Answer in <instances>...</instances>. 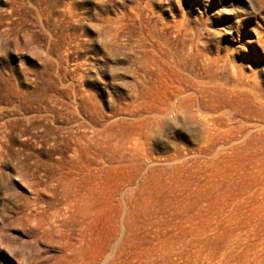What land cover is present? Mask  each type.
Wrapping results in <instances>:
<instances>
[{"label": "rangeland", "instance_id": "obj_1", "mask_svg": "<svg viewBox=\"0 0 264 264\" xmlns=\"http://www.w3.org/2000/svg\"><path fill=\"white\" fill-rule=\"evenodd\" d=\"M0 264H264V0H0Z\"/></svg>", "mask_w": 264, "mask_h": 264}]
</instances>
